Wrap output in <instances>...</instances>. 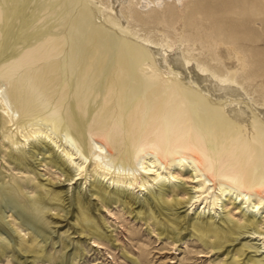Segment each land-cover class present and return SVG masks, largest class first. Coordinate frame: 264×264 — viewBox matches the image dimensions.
Wrapping results in <instances>:
<instances>
[{
  "label": "bare ground",
  "instance_id": "6f19581e",
  "mask_svg": "<svg viewBox=\"0 0 264 264\" xmlns=\"http://www.w3.org/2000/svg\"><path fill=\"white\" fill-rule=\"evenodd\" d=\"M130 1L0 0V140L17 152L13 160L20 167L27 155H42L37 164L60 170L56 178L68 182L66 189H57L55 178L37 182L43 192L29 198L27 212L47 216L62 204L57 215H74L72 227H81L75 233L87 229L104 247L89 201L80 191L69 195L70 185L95 177L91 196L121 203L130 214L139 208L136 214L143 215L148 206L147 220L173 238L185 219L175 206L218 215L230 201L241 220L228 215L221 226L213 216L195 219L193 234L212 250L247 235L256 240L248 248L264 253V106L226 64L212 66L168 38L140 34L128 21L127 10L189 0H135L136 7ZM15 23L20 31L8 50ZM185 174L188 188L176 181ZM142 192L152 201L140 199ZM2 193L27 199L18 183L1 184L0 200ZM39 226L33 219L17 223L19 237H0V256L8 249L14 256L43 253L31 232ZM26 230L30 244L27 233L21 235ZM46 256L59 259L51 251ZM239 256L226 264L264 263L254 256L243 263Z\"/></svg>",
  "mask_w": 264,
  "mask_h": 264
},
{
  "label": "rangeland",
  "instance_id": "374dc122",
  "mask_svg": "<svg viewBox=\"0 0 264 264\" xmlns=\"http://www.w3.org/2000/svg\"><path fill=\"white\" fill-rule=\"evenodd\" d=\"M130 4L132 7L137 6L135 0H131ZM127 14L133 16H129L128 21L132 22V28L140 34L151 36L155 40L168 38L212 66L220 67L224 63L230 70L237 71L241 76L240 83L259 105L264 106V0H189L180 6L168 2L161 8L140 10L138 13L127 10ZM18 25L19 23H15L8 50L14 49L13 44L20 31ZM245 76H249L250 79H246ZM77 133V141H83L79 128ZM37 145L43 149V144ZM28 148L31 150V147L27 146L26 149ZM13 154L16 155L17 152L1 139L0 185L3 183L22 185L27 199L23 200L21 196L13 199L2 193L0 237L10 240L9 233L19 237L17 223H25L29 219L37 220L41 226L31 232L37 235L45 251L40 255L34 252H25L26 254L21 252V255L18 253L14 256L8 249L0 256V264H226L239 256L236 251L243 246L245 248L243 247V254L239 256L240 262L246 263L249 257L253 256L255 259L264 258V253H256L253 248H248L256 243V240L246 238L247 235H242L239 240L227 244L221 250H212L193 234L191 222L195 219L202 218L201 220L206 221L213 216L212 220L221 226L224 225L223 219L228 215H232L235 220H241L242 214L236 213L237 210L230 201H225L222 206L224 209L221 207L218 215L217 213L212 215L213 212L203 213L200 210L191 212L187 207L175 206L173 212L176 211L179 216L184 215L182 218L185 219L181 223V231L175 230L179 237L173 238L160 235L153 220H147L148 206H145L146 211L143 215L136 214L139 208H135L130 214L121 203L111 201L106 204L96 196H91L90 184L96 181V178L87 177V180H79L70 185L69 195H76L80 191L81 196L89 201L91 209L94 210L93 215L97 217L104 233V239H101L104 247H99L93 242L94 238L87 229H83L84 233H75V230L80 232L81 227L80 225L72 227L76 222L74 215L69 214L68 219L57 215L58 212L63 214L62 204L52 205L57 209L49 211L47 216L27 212L31 210L29 198L40 196L43 192L42 189L35 187L37 182L48 183L51 178H55L52 181L60 186L57 189H66L63 186L68 182L63 183L65 176L56 178L55 173H60V170L38 165L42 155L38 158L27 155L22 168L19 161L14 162ZM188 175L180 176L176 180L177 183L184 184L187 188L192 186L188 181ZM155 190H158L157 186ZM137 194L142 200L146 197L149 201L153 199L149 192ZM174 195L169 192L168 200H172ZM48 203L52 204L50 201ZM67 206L68 204L65 207ZM29 232L23 231L21 235L27 233L25 238L30 244L32 233ZM50 251L59 259L51 260L46 256Z\"/></svg>",
  "mask_w": 264,
  "mask_h": 264
}]
</instances>
